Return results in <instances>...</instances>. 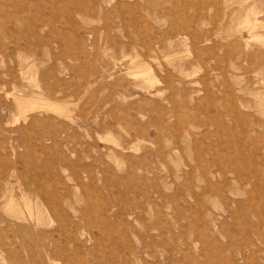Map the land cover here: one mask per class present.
<instances>
[{
	"label": "rangeland",
	"instance_id": "1",
	"mask_svg": "<svg viewBox=\"0 0 264 264\" xmlns=\"http://www.w3.org/2000/svg\"><path fill=\"white\" fill-rule=\"evenodd\" d=\"M0 264H264V0H0Z\"/></svg>",
	"mask_w": 264,
	"mask_h": 264
},
{
	"label": "bare ground",
	"instance_id": "2",
	"mask_svg": "<svg viewBox=\"0 0 264 264\" xmlns=\"http://www.w3.org/2000/svg\"><path fill=\"white\" fill-rule=\"evenodd\" d=\"M247 19H248V18H247ZM247 19H246V20H247ZM248 20H249V19H248ZM250 22H251V21H250ZM247 23H248V21H247ZM245 24H246V23H245ZM249 25H252V23L249 24ZM249 25L246 24L245 26L247 27V26H249ZM254 26H255V25L253 24V27H254ZM251 27H252V26H249L248 29H250ZM253 27H252V28H253ZM255 27H256V26H255ZM243 28H244V25H243ZM244 29H245V28H244ZM239 30H240V29H239ZM251 30H252V29H251ZM251 30H250V31H251ZM253 30H254V29H253ZM248 34H249V33H248ZM253 37H254V36H253ZM178 56H179V55H178ZM174 57H175V56H174ZM166 58H167V57H166ZM170 58H171V57H170ZM172 58H173V57H172ZM167 59H168V58H167ZM167 59H166V60H167ZM149 66H151V65H149ZM142 68L144 69V68H146V67H142ZM137 70H138V69H137ZM144 70H145V69H144ZM131 71H132V70H131ZM140 71L143 72V70H140ZM145 72H146V71H145ZM147 72H148V71H147ZM144 74H145V73H144ZM151 77H152V76H151ZM148 78H149V76H148ZM18 96H20V95H18ZM21 96H22V95H21ZM34 96H35V95H34ZM7 97H8V96H7ZM22 97H23V96H22ZM24 98H25V97H24ZM32 98H33V97H32ZM37 98L40 99V101H39V100H38V101H32V100H31L30 103H32L33 106H34L35 103L40 102V104H42V106L46 105L47 107H49V108L51 107V108H52V105H53V104H51L52 102L50 103V104H51V105H50V104H49V101H48V104L46 103V102H47L46 99L44 100V101H45V103H44V101H43V102L41 101L42 98H39V96H37ZM37 98H35V99H37ZM16 99H17V100H15V102L18 101L19 104L22 103V101H21L22 98L19 99V97H17ZM27 99H28V98H27ZM43 99H44V98H43ZM23 100H24V99H23ZM25 100H26V99H25ZM25 102H26V101H25ZM27 102H29V101L27 100ZM16 103H17V102H16ZM27 104H28V103H27ZM54 105L56 106V103H55ZM54 105H53V106H54ZM18 107H20V106H18ZM47 107L44 106V108H47ZM60 107H61V106H60ZM61 108H63V107H61ZM47 109H48V108H47ZM16 121H17V120H16ZM12 122H13V121H12ZM12 202H13V201H12ZM10 204H11V202H10ZM10 207H12V206H10Z\"/></svg>",
	"mask_w": 264,
	"mask_h": 264
}]
</instances>
